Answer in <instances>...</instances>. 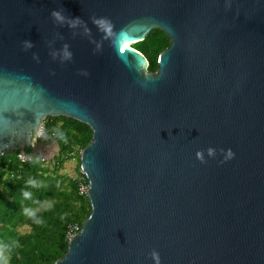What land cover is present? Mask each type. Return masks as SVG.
Masks as SVG:
<instances>
[{"label":"water","instance_id":"obj_1","mask_svg":"<svg viewBox=\"0 0 264 264\" xmlns=\"http://www.w3.org/2000/svg\"><path fill=\"white\" fill-rule=\"evenodd\" d=\"M47 117L91 133L53 264H264V0H0V155L50 161Z\"/></svg>","mask_w":264,"mask_h":264},{"label":"trees","instance_id":"obj_2","mask_svg":"<svg viewBox=\"0 0 264 264\" xmlns=\"http://www.w3.org/2000/svg\"><path fill=\"white\" fill-rule=\"evenodd\" d=\"M168 45L166 36L153 29L130 48L146 59L145 71L154 73L157 57ZM41 127L58 146L50 161L27 149L30 159L23 163L16 158L18 151L0 155V246H6L9 264H53L65 253L68 227L80 229L89 214L86 196L77 195L74 176L62 169L75 156L79 173V151L89 143L90 130L66 117H47Z\"/></svg>","mask_w":264,"mask_h":264},{"label":"built area","instance_id":"obj_3","mask_svg":"<svg viewBox=\"0 0 264 264\" xmlns=\"http://www.w3.org/2000/svg\"><path fill=\"white\" fill-rule=\"evenodd\" d=\"M39 133H42V127H40ZM17 160L20 163H23L25 161H28L30 159V156H19V154L16 155ZM73 179L76 182V192L77 195L82 197V196H86V188H87V182L85 177L83 176V174L81 172H79L78 174H76ZM79 231V227L77 225H70L66 231V240H70L77 232Z\"/></svg>","mask_w":264,"mask_h":264},{"label":"clouds","instance_id":"obj_4","mask_svg":"<svg viewBox=\"0 0 264 264\" xmlns=\"http://www.w3.org/2000/svg\"><path fill=\"white\" fill-rule=\"evenodd\" d=\"M52 16L55 17L56 19H60V13L53 11L52 12ZM24 46L26 49L31 48L33 45L30 42L25 41L24 42ZM67 47V46H65ZM70 55V54H69ZM35 58V57H34ZM207 153L208 155L214 156L215 155V149L213 148H208L207 149ZM197 157L200 158L203 162V158H202V153H197ZM36 223H41V221L37 220L35 221ZM5 250H6V246H0V264H9V260L8 257L5 255ZM151 258L153 259V261L155 262V264H160V258H159V253L156 252L155 250L151 252Z\"/></svg>","mask_w":264,"mask_h":264},{"label":"rangeland","instance_id":"obj_5","mask_svg":"<svg viewBox=\"0 0 264 264\" xmlns=\"http://www.w3.org/2000/svg\"><path fill=\"white\" fill-rule=\"evenodd\" d=\"M129 46L132 47V44H130ZM55 154H56V151L54 150V147L49 146L47 153H46V157L48 159L49 158L51 159V157L55 156ZM71 157L72 158L64 164V167L62 170L67 175L75 176L76 175V171H75L76 157L75 156H71Z\"/></svg>","mask_w":264,"mask_h":264},{"label":"bare ground","instance_id":"obj_6","mask_svg":"<svg viewBox=\"0 0 264 264\" xmlns=\"http://www.w3.org/2000/svg\"><path fill=\"white\" fill-rule=\"evenodd\" d=\"M122 44H123V45H126L127 48H130V46H129L128 43H123V42H122Z\"/></svg>","mask_w":264,"mask_h":264},{"label":"snow or ice","instance_id":"obj_7","mask_svg":"<svg viewBox=\"0 0 264 264\" xmlns=\"http://www.w3.org/2000/svg\"><path fill=\"white\" fill-rule=\"evenodd\" d=\"M125 47H126V45H125Z\"/></svg>","mask_w":264,"mask_h":264}]
</instances>
